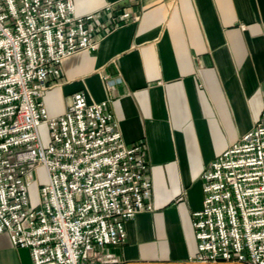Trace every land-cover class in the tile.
<instances>
[{
  "label": "built area",
  "instance_id": "obj_1",
  "mask_svg": "<svg viewBox=\"0 0 264 264\" xmlns=\"http://www.w3.org/2000/svg\"><path fill=\"white\" fill-rule=\"evenodd\" d=\"M136 18L112 5L77 16L73 0H0V233L28 249L32 264H119L107 248L125 242L126 222L152 211L143 145L123 142L106 101L74 93L56 117L40 101L59 85L64 58L96 50ZM38 168L46 182L32 206ZM200 181L192 262L264 264V108Z\"/></svg>",
  "mask_w": 264,
  "mask_h": 264
},
{
  "label": "crops",
  "instance_id": "obj_2",
  "mask_svg": "<svg viewBox=\"0 0 264 264\" xmlns=\"http://www.w3.org/2000/svg\"><path fill=\"white\" fill-rule=\"evenodd\" d=\"M106 5L137 18L64 58L40 101L48 117L74 93L106 101L123 142L143 145L152 211L107 248L119 264H194L200 175L264 108V0H73L77 16ZM0 264H32L29 250L0 233Z\"/></svg>",
  "mask_w": 264,
  "mask_h": 264
},
{
  "label": "rangeland",
  "instance_id": "obj_3",
  "mask_svg": "<svg viewBox=\"0 0 264 264\" xmlns=\"http://www.w3.org/2000/svg\"><path fill=\"white\" fill-rule=\"evenodd\" d=\"M38 132H39L42 145L46 146L48 143V131H47L46 126L44 124L39 125ZM36 175H37V181L34 180L28 188V197H29V201L32 206L36 205L37 190H38L37 184L39 183L40 185H42L46 182L45 171L42 168L37 169Z\"/></svg>",
  "mask_w": 264,
  "mask_h": 264
}]
</instances>
